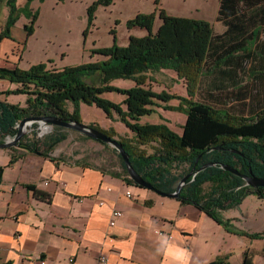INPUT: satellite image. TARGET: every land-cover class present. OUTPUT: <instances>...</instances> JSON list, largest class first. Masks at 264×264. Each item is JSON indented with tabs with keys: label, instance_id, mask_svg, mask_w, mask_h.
Returning <instances> with one entry per match:
<instances>
[{
	"label": "trees",
	"instance_id": "16d2710c",
	"mask_svg": "<svg viewBox=\"0 0 264 264\" xmlns=\"http://www.w3.org/2000/svg\"><path fill=\"white\" fill-rule=\"evenodd\" d=\"M1 1L6 2L10 11L8 27L0 35V41L4 36L10 35L11 27L16 24L20 12L18 0ZM32 1L26 0L24 7V13L31 17V24L25 27L28 34L33 33L37 19V14L32 13L30 8ZM102 1L110 2L99 0L96 3ZM227 1L222 0L220 3L217 17L224 24L228 18ZM96 3L92 6L93 9ZM155 16V13L137 15L130 20V27L147 28L149 34L142 38L131 36L129 45L125 47L114 45L112 48L99 49L98 53L107 57L105 60L62 70L49 68L45 63H39L30 69L0 68V79L18 84L17 88L7 93L28 95L24 106L0 98V143L18 133V125L25 117H59L82 122L80 106L83 103L104 109L111 119L115 118L116 111L123 123L135 133L134 138H120L114 129L107 131L98 125L90 126L104 131L110 137H118L120 144L130 155L135 170L152 183L154 190L164 194L173 193L183 178L193 171L182 187L179 198L181 203H195L212 219L236 234L264 239V232L255 233L230 228L228 221L221 215V211L235 208L250 193H256L264 199V187L249 186L241 176L227 171L222 166L226 164L238 169L243 175L264 178V109L246 116L232 107L221 108L217 103L222 101L223 92L216 94L209 88L204 92L202 99L196 98L202 78L211 73V68L208 67L215 54L213 49L216 43L215 29L209 22L171 17L161 10L163 24L160 30L153 34L151 31ZM255 26L251 34L235 43L228 51L230 58H233L230 53H234V49L242 51L241 55L238 54L236 57L264 58V41H258L260 34L264 33V5L260 6ZM222 39L223 43L226 42L225 37ZM163 69L176 71L185 79L189 89L188 98H184V105L179 106L187 114L182 135L172 131L166 124H139L142 116L153 112L151 106L155 105V99L171 98L167 93H155L147 85L153 75ZM117 78L133 79L137 86L122 90L110 84ZM105 91L126 94L127 110H122L117 103L105 99L102 96ZM39 126V123L32 125L34 138L28 134L24 135L20 148L49 156L48 153L65 141L69 133L66 128L56 125L53 130L47 131L48 134L44 135L46 132L44 134L42 132L36 137L40 131ZM157 140L159 145L155 148V153H146L141 148L142 145ZM114 149L121 160L128 181L136 185L119 150ZM15 160L12 156L11 164ZM209 163L217 165H210L202 170ZM2 171L3 168L0 167V181ZM206 183L211 184L208 191L204 188ZM28 189L33 190L36 197L41 200L51 199L50 194L34 186L29 185ZM0 264L10 263L0 260ZM244 264H254L252 255L248 252L245 253Z\"/></svg>",
	"mask_w": 264,
	"mask_h": 264
},
{
	"label": "crops",
	"instance_id": "0c3cea01",
	"mask_svg": "<svg viewBox=\"0 0 264 264\" xmlns=\"http://www.w3.org/2000/svg\"><path fill=\"white\" fill-rule=\"evenodd\" d=\"M254 4L256 13L251 33L264 0ZM6 6V2L0 0V13L5 11L7 14L0 17V35L8 27L10 8L7 6L6 10ZM227 16L226 24L216 18L225 28L215 32L214 51L224 48L228 52L235 44L225 36L230 26V15ZM17 27H11L10 35L0 41V62H11L0 68L19 65L20 55L15 50L22 45L25 34L19 33ZM16 30L21 35L18 41L14 37ZM258 41H264V33ZM241 53L234 49V53H230L233 58L228 54L225 56L228 62L224 71L225 96L236 98L239 102L234 104L237 112L248 116L264 109V58H252L249 63L248 58L236 57ZM9 83L10 89L17 88ZM124 135L132 137L135 133L131 130ZM61 153L58 147L50 151L49 156L20 147L0 149V167L3 168L0 181L2 262L244 264L248 252L254 264H264V239L230 231L195 203L183 204L178 197H165L148 188L137 187L128 181L119 165H88ZM12 156L16 159L13 164ZM29 185L50 194V201L36 197L35 192L28 189ZM128 192L133 196L129 197ZM115 209L123 214L115 218L116 223L112 225ZM227 211H221V215L230 228L263 232L262 228L246 227L237 214ZM240 217L243 219L244 215ZM102 257L107 259L104 263Z\"/></svg>",
	"mask_w": 264,
	"mask_h": 264
},
{
	"label": "rangeland",
	"instance_id": "374dc122",
	"mask_svg": "<svg viewBox=\"0 0 264 264\" xmlns=\"http://www.w3.org/2000/svg\"><path fill=\"white\" fill-rule=\"evenodd\" d=\"M97 1L99 0H33L30 3V8L32 13L37 14V19L33 33L28 34L25 27L31 24V17L24 13L26 0H18L20 12L15 26H18L19 33L25 34V38L22 45H19L18 49L15 50L20 55L19 65L15 68L25 69L24 66L30 64L28 67L30 69L34 65L45 63L49 68L62 70L71 66L77 67L90 62L105 60L107 57L99 54V49L112 48L114 45L125 47L129 45L131 36L142 38L149 34L147 28L129 26V21L137 15L155 13L151 32L157 33L163 24V19L160 17L161 10H164L171 17H184L209 22L216 33L225 28L222 23L216 20L222 0H110L109 3L105 1L96 3ZM258 1L228 0L226 2L229 9L227 13L230 15L229 30L225 33L228 40L237 43L251 33L256 13V4L254 3ZM95 3L96 7L93 9L92 6ZM90 14H92V19H90ZM1 16H7L5 11L0 13ZM14 33L15 40L18 41L21 35L19 36L18 30ZM214 53L212 63L208 67V69L211 68V73L202 78L199 94L196 95V98L202 99L208 88L216 94L223 92L222 101L217 103V106L224 109L232 107L237 111L238 108L236 109L234 104L238 105L239 102L236 101V98H229L224 95L227 89L224 71L228 64L225 56L228 52L221 48L215 50ZM251 61H253L252 58L248 60L249 63ZM7 63V60H2L0 65H11V62ZM163 71L154 74L147 85L155 93H167L171 98L155 99V105L151 106L153 112L142 116L139 124H166L172 131L182 135L183 126L187 122V114L179 106L184 105V98H188L189 89L185 79L176 71L168 69ZM9 82L11 81L0 79V97L14 104H21L22 102L25 104L28 99L27 94L7 93L11 90L10 85H8ZM11 84L18 87V84H14V82ZM110 84L122 90H129L137 86L135 80L121 78L114 79ZM217 85L220 87H216ZM102 96L120 105L122 110H127L126 94L119 91H105ZM71 105H69L70 110ZM80 115L83 119L82 122L89 124V126L98 125L107 131L114 129L120 138L135 137V135L132 137L124 135L127 131L131 132V129L123 123L116 111H114L115 118L111 119L104 109L83 103L80 106ZM42 128L39 127L40 131L36 137L42 134ZM66 130L69 133L68 139L57 146L62 155H69L74 161L88 163V165L103 167L105 165H119L122 167L114 147H107L98 140L89 139L86 134L74 129L66 128ZM32 132L33 128L27 134L34 138L35 134ZM48 133L46 132L44 135ZM158 145L159 140L142 145L141 148L144 152L153 154ZM210 186V183H206L205 190L208 191ZM227 212L237 214L236 216L246 227L255 230L262 228L264 232V199L256 193H250L243 202ZM242 215H244L243 219L240 217Z\"/></svg>",
	"mask_w": 264,
	"mask_h": 264
},
{
	"label": "water",
	"instance_id": "95a60500",
	"mask_svg": "<svg viewBox=\"0 0 264 264\" xmlns=\"http://www.w3.org/2000/svg\"><path fill=\"white\" fill-rule=\"evenodd\" d=\"M34 123H39L40 128L43 127L42 128L43 134L45 133V131L46 132L50 131V130H52V128L54 126L59 125L60 127L74 129L75 131H79L81 133H84V134L88 135L89 138H92V139L98 140V141H102L105 144L118 149L120 152L119 154L121 155V157L123 158V160L127 166V171L129 173L130 177L136 183L137 187L148 188L149 190H153V191H155L161 195H164L165 197H178V198H180V193H181L182 187L186 184L189 176H191L193 174V171H191L187 176H185L183 178V180L181 181V183H179V185H177V188L173 193L164 194L160 191H156V190H154V186L152 185V183H150L148 180L143 178L135 170V168H134V166L130 160V155L128 154L126 149L123 147V145L120 144V141L117 138L110 137L106 133H104V131L96 129L94 127H91V126H89V124H86L83 122L68 121V120L61 119L59 117H25L24 119H22L20 121V123L18 125V133L14 137H7L5 139V141L0 143V149L11 148V147L12 148L20 147V142H21L22 137L32 130V125ZM210 165L216 166L217 164L216 163H212V164L209 163V164L205 165L202 168V170H204L205 168H207ZM222 166L227 171H230L236 175L241 176V178H243L246 181L247 185L252 186V187H256V188L264 187V178H258L255 175H249V176L243 175V174H241V172L238 169L233 168L231 166H227L226 164H223Z\"/></svg>",
	"mask_w": 264,
	"mask_h": 264
},
{
	"label": "built area",
	"instance_id": "2783aa9c",
	"mask_svg": "<svg viewBox=\"0 0 264 264\" xmlns=\"http://www.w3.org/2000/svg\"><path fill=\"white\" fill-rule=\"evenodd\" d=\"M127 195H128L129 197H132V196H133V194H132L131 192H128ZM122 214H123L122 211H120V210H118V209H115L114 212H113V214H112L111 224H112V225H115V223H116L115 218H119L120 216H122ZM106 260H107L106 257H102V258H101V262H103V263H104ZM70 261H73V260L71 259Z\"/></svg>",
	"mask_w": 264,
	"mask_h": 264
}]
</instances>
